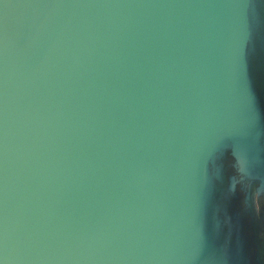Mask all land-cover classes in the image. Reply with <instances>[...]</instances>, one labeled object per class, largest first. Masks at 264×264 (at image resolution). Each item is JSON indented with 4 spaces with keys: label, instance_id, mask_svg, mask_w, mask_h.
I'll use <instances>...</instances> for the list:
<instances>
[{
    "label": "water",
    "instance_id": "1",
    "mask_svg": "<svg viewBox=\"0 0 264 264\" xmlns=\"http://www.w3.org/2000/svg\"><path fill=\"white\" fill-rule=\"evenodd\" d=\"M0 264H264V0H0Z\"/></svg>",
    "mask_w": 264,
    "mask_h": 264
}]
</instances>
